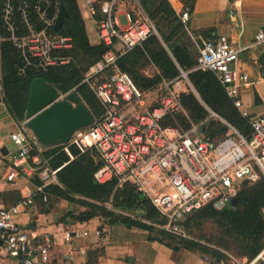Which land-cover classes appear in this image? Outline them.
I'll list each match as a JSON object with an SVG mask.
<instances>
[{
    "label": "built area",
    "instance_id": "obj_1",
    "mask_svg": "<svg viewBox=\"0 0 264 264\" xmlns=\"http://www.w3.org/2000/svg\"><path fill=\"white\" fill-rule=\"evenodd\" d=\"M119 1L99 6L103 19L97 25L98 38L105 50L82 81L95 95L103 113L89 127L73 133L63 152L71 160L70 148L79 154L94 152L101 161L93 175L95 183L102 185L114 180L119 188L131 185L166 219L159 229L186 238L183 223L188 214L205 207L224 210L244 186L264 179V114L249 118L248 137L207 108L210 116L226 127V133L220 137L208 140L200 125L191 124L187 130L173 125L177 115H186L180 101L184 85L193 92L187 72L179 70L175 79L162 81L153 92H142L120 71L117 61L142 48L157 32L143 14L137 21L126 15L127 25L120 27L115 18ZM132 1L137 5L136 0ZM83 2L86 12L95 17L96 0ZM57 9L56 0H0V27L20 57L19 75L44 73L70 64L71 58L62 54L73 47V42L71 37L58 35L54 30ZM176 15L183 25L189 23L187 8L177 9ZM199 40L201 49L195 70L212 73L235 109L247 118L240 97L250 91L252 83L237 68L241 50L223 38ZM253 45L261 51L264 83V29L257 31ZM2 99L0 93V110L4 108ZM9 139L17 150L11 155L12 168L5 180L13 183L18 178L30 177L32 169H27V164L31 162L37 166L34 171L41 185H24L17 204L0 207V264L5 259L15 264H48L56 246L71 244L89 233L64 230L35 236L20 226L18 217L27 213L36 197L47 203L45 188L57 185L58 170H51L46 161L40 165L39 156H34L33 151L42 148L27 130L25 121L18 124ZM93 234L99 237L101 233L95 230ZM263 254L251 262H232L264 264ZM204 260L211 262L207 257Z\"/></svg>",
    "mask_w": 264,
    "mask_h": 264
},
{
    "label": "trees",
    "instance_id": "obj_2",
    "mask_svg": "<svg viewBox=\"0 0 264 264\" xmlns=\"http://www.w3.org/2000/svg\"><path fill=\"white\" fill-rule=\"evenodd\" d=\"M77 1L56 0L57 6L62 5L68 14L57 33L72 39L73 47L68 53L72 62L69 66L53 68L39 74L26 72L25 75H19L21 60L17 51L9 42L1 44L0 87L5 108L15 121H23L30 85L38 78L50 86L61 85L66 92L75 89L93 118L100 119L103 113L100 103L92 91L81 83L84 75L100 60L105 48L102 44L89 43ZM107 1L111 0H96V21L101 20L99 6ZM136 1L166 48L153 34L143 44L142 49H135L117 61L120 70L142 92L154 88L162 78L171 80L178 77V68L187 72V78L197 96L191 91L181 94L180 101L186 115H177L172 124L183 130H187L191 124L200 125L208 140L225 134L226 127L212 118L205 106L219 119L248 137L249 118L242 117L235 109L212 73L194 70L201 49L197 37L210 39L213 37L212 31H201L198 35L188 31L187 25L179 21L167 0ZM186 8L190 13L191 4L186 5ZM147 58L157 67L160 76L148 78L140 73V69L147 65ZM70 152L73 160L63 152L62 146L47 149L42 158L49 159V168L59 170L56 173L59 186L45 188L46 195L71 204L76 202L75 197L82 199L79 204L85 211L77 215L74 212L68 213L67 217L71 221L84 223L99 217L110 225L120 222L128 228L146 231L150 241L156 240L173 251L186 250L222 264L230 263L229 255L237 260L251 262L264 252V179L244 186L237 195L236 206L230 205L220 211L205 207L188 214L183 223L187 237L181 238L157 228L164 225L166 219L158 214L147 199L137 194L131 185L125 184L119 188L114 180L102 185L95 183L93 175L101 164L94 159V152L79 154L75 148H70ZM33 154H37L36 149ZM36 183L40 185V182ZM135 212L139 213L138 217L120 214ZM207 224L213 225L215 232L209 238H190L194 233H201Z\"/></svg>",
    "mask_w": 264,
    "mask_h": 264
},
{
    "label": "crops",
    "instance_id": "obj_3",
    "mask_svg": "<svg viewBox=\"0 0 264 264\" xmlns=\"http://www.w3.org/2000/svg\"><path fill=\"white\" fill-rule=\"evenodd\" d=\"M80 1H82L85 9L81 7ZM168 3L175 12L177 9H180L181 7L186 8V5L189 6L191 4L190 20L187 24L188 31L197 34L201 31L211 30L213 37L210 39L219 40L223 38L232 46L241 50L237 68L239 71L246 73L249 77L250 83H252L250 91L243 93L240 97L243 111L247 118L264 114V83L262 81L260 69L261 51L253 45L254 36L257 31L264 29V0H179L177 2L170 1ZM77 6L84 22L89 43L91 45H99L100 42L97 25L103 19L102 15L100 14L101 20L96 21L94 17L91 18L89 13L86 12L87 9L83 0H78ZM59 7L60 6H58L57 9V17ZM84 11L87 14L84 13ZM141 14L147 16L140 8L138 2L136 5L132 0H120L115 7V18L120 27L127 25L126 15H130L132 21H137L141 19ZM86 16L91 20L93 25L91 34L88 32L85 23ZM59 30H55L58 35H60L57 33ZM2 31L4 30L0 28V47L2 43H11L8 40L7 33L6 36H4ZM156 36L162 43L159 35L157 34ZM92 38L93 41L96 42H92ZM197 38L203 39L201 36H198ZM162 45L166 48L163 43ZM69 51L62 55L69 57ZM71 62L72 60L70 63ZM146 63L154 69L156 76H160L159 70L148 58L146 59ZM145 67L146 65L140 69V72H144L145 75L143 76L153 78L149 77V75L146 74V71L143 70ZM176 67L178 68L177 65ZM178 70L181 69L178 68ZM1 71L0 50V83L2 79ZM171 80L162 78L154 88H149L145 91L153 92L162 81ZM183 90L184 93L191 91L189 87L185 85ZM68 92H75V89ZM0 93L2 94L1 87ZM192 93L196 95L194 89ZM204 108L206 109L207 107L204 106ZM23 121L25 120L23 119ZM19 123L20 122L15 121L10 117L4 105V108L0 110V207L9 208L17 204L20 198V189L24 185L29 183L32 186H38L36 183L37 181L40 182L41 185V181L37 176V171H34L37 166L31 162L27 164V169H32L30 177L24 176L18 178L13 183H8L5 180L6 175L12 168L11 155L17 150V148L11 143L9 137L11 133L18 129ZM61 146L64 148L66 144ZM56 147L41 146L42 149H36L37 154L35 155L39 156L41 165L44 161L47 162V166L49 164V159L42 158L43 152L47 149H53ZM94 159L97 163L100 162L99 164H101V161L96 155L94 156ZM50 186H59V183L57 181V185L54 184ZM46 196L47 203H43L40 197H36L33 206L28 209L27 213L18 217L17 222L24 230L35 236H43L44 234L61 232L64 230H75L79 232L87 231L89 233L86 237L72 240L71 244L56 246L51 251L48 264H210L197 253H192L186 250L173 251L156 240L150 241L149 234H147L146 231L128 228L120 222L110 225L107 221L99 217L84 223L71 221L67 217V214L70 212H74L76 215L80 214L85 211L84 208L80 207L78 211H75L73 203L69 204L65 200L50 197L48 194ZM120 214L132 217L130 214ZM95 230L101 233L99 237H96L93 234V231ZM3 264L15 263L11 259H5ZM231 264L234 263L231 261ZM258 264H262V262L258 261Z\"/></svg>",
    "mask_w": 264,
    "mask_h": 264
},
{
    "label": "water",
    "instance_id": "obj_4",
    "mask_svg": "<svg viewBox=\"0 0 264 264\" xmlns=\"http://www.w3.org/2000/svg\"><path fill=\"white\" fill-rule=\"evenodd\" d=\"M67 18L65 8L60 5L54 29L59 30ZM65 94L63 86H50L39 78L30 85L24 120L27 130L43 147L65 145L73 133L94 122L75 92ZM237 202V197L232 199L231 206Z\"/></svg>",
    "mask_w": 264,
    "mask_h": 264
},
{
    "label": "rangeland",
    "instance_id": "obj_5",
    "mask_svg": "<svg viewBox=\"0 0 264 264\" xmlns=\"http://www.w3.org/2000/svg\"><path fill=\"white\" fill-rule=\"evenodd\" d=\"M80 4H81V7H83V3H82V1H80ZM83 9H85L84 7H83ZM83 12V11H82ZM84 13H86L85 11H84ZM87 14V13H86ZM85 23H86V26H87V30H88V32L91 34L92 33V29H93V25H92V22H91V20L86 16V19H85ZM95 40V39H94ZM92 42H96V41H93V38H92ZM143 70H145L146 71V74H148L149 75V77H155L156 76V72H154V69L152 68V67H150V65H146V67L143 69ZM142 75H145L144 74V72H140ZM75 199H76V202L75 203H73L74 204V208H75V211H78V209L81 207V205L79 204V201H82V199L81 198H77V197H75ZM69 204H71V203H69ZM108 208H109V206H108ZM138 214L139 213H134V214H130L132 217H138ZM140 219V218H139ZM143 221V220H142ZM144 223H145V221H143ZM213 233H215L214 232V226L213 225H211V224H207L204 228H203V230H202V232L201 233H194L190 238H195V239H198V237L199 236H204V237H207V238H209ZM203 242H204V240H203ZM203 242H201L202 244H203ZM229 257H230V263L229 264H231V261H232V259H235V258H233V257H231L230 255H229ZM235 260H237V259H235ZM239 261V260H238Z\"/></svg>",
    "mask_w": 264,
    "mask_h": 264
}]
</instances>
